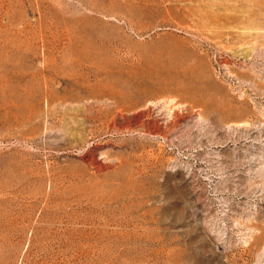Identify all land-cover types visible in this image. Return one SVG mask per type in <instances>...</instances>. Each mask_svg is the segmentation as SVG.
I'll return each instance as SVG.
<instances>
[{
	"label": "rangeland",
	"instance_id": "obj_1",
	"mask_svg": "<svg viewBox=\"0 0 264 264\" xmlns=\"http://www.w3.org/2000/svg\"><path fill=\"white\" fill-rule=\"evenodd\" d=\"M0 264H264V0H0Z\"/></svg>",
	"mask_w": 264,
	"mask_h": 264
},
{
	"label": "bare ground",
	"instance_id": "obj_2",
	"mask_svg": "<svg viewBox=\"0 0 264 264\" xmlns=\"http://www.w3.org/2000/svg\"><path fill=\"white\" fill-rule=\"evenodd\" d=\"M87 68V67H86ZM93 72H95V71H93ZM96 73V72H95ZM94 74V73H93Z\"/></svg>",
	"mask_w": 264,
	"mask_h": 264
}]
</instances>
